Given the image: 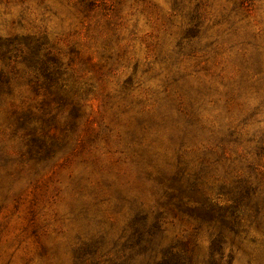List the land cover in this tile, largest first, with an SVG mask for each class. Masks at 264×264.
<instances>
[{
	"label": "rangeland",
	"instance_id": "374dc122",
	"mask_svg": "<svg viewBox=\"0 0 264 264\" xmlns=\"http://www.w3.org/2000/svg\"><path fill=\"white\" fill-rule=\"evenodd\" d=\"M16 37L79 103H52L26 65L0 97V264H113L135 203L164 210V245L205 255L206 228L155 178L200 169L208 187L243 171L241 154L264 166L249 142L264 141V0H0V39ZM18 111L53 152H28Z\"/></svg>",
	"mask_w": 264,
	"mask_h": 264
},
{
	"label": "trees",
	"instance_id": "16d2710c",
	"mask_svg": "<svg viewBox=\"0 0 264 264\" xmlns=\"http://www.w3.org/2000/svg\"><path fill=\"white\" fill-rule=\"evenodd\" d=\"M33 50L28 39H0V97L12 93L13 81L22 74L20 65H26L28 70H24L23 74L29 76L31 85L35 88L46 85L47 93L53 98L52 103L61 106L70 102L76 111L79 91L73 92L60 67L48 72L45 66L39 70L40 73L37 72L34 69L36 66L31 64L35 56L38 58ZM23 112H15L13 133L22 135L32 155L53 152L58 142L47 141L38 135L30 119L35 114L32 111ZM249 142L256 144L258 159L264 158L263 136L255 135ZM221 150L224 155L228 153L223 144ZM240 160L243 171L234 175L228 173L224 179H218L208 187L200 169L195 172L181 169L171 179L163 178V175L155 178L162 182L163 198L167 199L168 208L185 209L197 221L199 229L206 228L210 245L205 255L201 256L187 246L164 245V210H146L142 204L135 203L132 208L134 218L129 230L123 232L121 239L125 242L122 250L116 253L113 264H125L135 256L142 257L144 264H234L237 253L244 248L246 264L255 263L256 252L262 255L264 261V166L250 161L248 154H241ZM202 163L207 168L211 167L209 160ZM246 248H249L248 252Z\"/></svg>",
	"mask_w": 264,
	"mask_h": 264
}]
</instances>
